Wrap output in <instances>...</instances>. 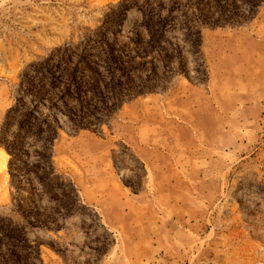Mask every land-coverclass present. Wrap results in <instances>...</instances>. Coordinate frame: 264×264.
I'll list each match as a JSON object with an SVG mask.
<instances>
[{"label":"rangeland","instance_id":"rangeland-1","mask_svg":"<svg viewBox=\"0 0 264 264\" xmlns=\"http://www.w3.org/2000/svg\"><path fill=\"white\" fill-rule=\"evenodd\" d=\"M120 1L0 0V218L24 227L35 247L12 255L0 241V264H264V0L252 18L215 27L194 18L189 0H126L178 2L195 20L197 52L167 33L183 73L99 129L75 133L60 120L45 185L39 144L24 139L13 160L5 151L23 73L56 48L111 41L106 16ZM137 19L128 12L120 45Z\"/></svg>","mask_w":264,"mask_h":264},{"label":"trees","instance_id":"trees-1","mask_svg":"<svg viewBox=\"0 0 264 264\" xmlns=\"http://www.w3.org/2000/svg\"><path fill=\"white\" fill-rule=\"evenodd\" d=\"M189 2L193 3L194 18L215 27L252 18L259 0ZM148 6L143 9L137 3L127 5L126 0H121L117 11L106 16L116 27L111 41L100 36L97 41L87 40L74 48H56L48 57L29 66L32 76L26 71L23 73L19 87L21 96L17 98V104L7 111L6 119L11 113L18 115L3 125L15 124L17 127L14 139L6 145L5 151L13 160L19 156L15 152L23 147L24 139L39 144L42 153L36 152V156L42 164L35 168L41 172L36 179L42 185L53 173L46 171L49 162L45 153L58 136L60 120L75 133L88 128L99 129L125 102L152 93L173 75L183 73L182 48L167 37L169 32H181L183 40L197 52L199 28L195 26V20L181 9L180 3L173 2L168 7ZM133 9L140 14L141 22L137 19L138 26L133 35L120 45L117 36L121 34L128 12ZM164 9L167 10L166 15H162ZM175 12L180 15L174 16ZM141 31L146 34L145 40L139 38ZM41 109L46 113L42 114ZM18 139L19 142L16 141ZM25 219L27 225L35 227L37 221L32 222L27 216ZM23 229L8 218H0V241L9 242L11 247L7 250L12 255L16 249H35L28 244ZM18 260L19 257L15 259L16 262Z\"/></svg>","mask_w":264,"mask_h":264},{"label":"bare ground","instance_id":"bare-ground-1","mask_svg":"<svg viewBox=\"0 0 264 264\" xmlns=\"http://www.w3.org/2000/svg\"><path fill=\"white\" fill-rule=\"evenodd\" d=\"M1 156L5 159L6 158V155H4V154H1Z\"/></svg>","mask_w":264,"mask_h":264}]
</instances>
